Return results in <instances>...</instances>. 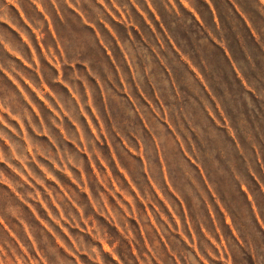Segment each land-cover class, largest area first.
<instances>
[{
    "label": "rangeland",
    "instance_id": "obj_1",
    "mask_svg": "<svg viewBox=\"0 0 264 264\" xmlns=\"http://www.w3.org/2000/svg\"><path fill=\"white\" fill-rule=\"evenodd\" d=\"M216 1L209 33L196 0H0V264H264L262 49ZM218 42L255 99L178 61Z\"/></svg>",
    "mask_w": 264,
    "mask_h": 264
},
{
    "label": "crops",
    "instance_id": "obj_2",
    "mask_svg": "<svg viewBox=\"0 0 264 264\" xmlns=\"http://www.w3.org/2000/svg\"><path fill=\"white\" fill-rule=\"evenodd\" d=\"M196 1L200 2L203 5L204 11H201L190 3H188L187 7L183 5L184 8H182L184 9V11H186L190 18H193L197 22H199L204 29L208 30L209 33L213 30L215 31V29H217V27H219L221 23L219 14L220 8L218 2L216 0ZM220 1L223 6L226 7L227 11L231 15H233L244 28V30L246 31L247 39L250 40L255 46L261 47L262 51H260V56L264 60V46H261L262 38L257 32V29L253 23L252 16L250 15V13H248L247 9L241 6L238 0ZM253 1L258 7L257 9L260 10L257 15L264 19V1ZM21 39V41H25V38L22 36ZM217 45L220 48L217 49L216 52L217 59L219 60V65L218 67H216V69L209 66V70L207 67L203 66L204 59L198 60V58H196L194 54H186L181 49H179L178 51V61L183 65L185 71L190 75V77L195 81V83L199 85V88L204 94H206L207 98L214 97L217 98V100H220L222 97L219 93H215L214 90L216 84L213 83V80H211V78L207 77V73L209 75V73L212 71L213 75L216 78L222 80L224 90H228V93H230V90H234V92L236 93V95L239 96V98H242L243 100H245L246 98L247 100L251 101V96L245 91L252 93L254 96L258 92V90L250 84L249 78L248 76H246V73L250 71L248 69V63L250 61L251 56L245 54L244 50H235L232 45H226L224 43L222 44L221 42H218ZM55 69L56 77L54 78V82L61 83L62 86L69 90V94H71V96H75L74 92H72V86L67 83L64 84L62 71L56 67ZM33 71L36 77L39 76L42 79L40 72H38L36 69ZM102 96L104 97V92L102 93ZM218 102L221 103L220 101ZM225 117V121L226 119L228 120V117ZM222 126H225V123H222Z\"/></svg>",
    "mask_w": 264,
    "mask_h": 264
},
{
    "label": "trees",
    "instance_id": "obj_3",
    "mask_svg": "<svg viewBox=\"0 0 264 264\" xmlns=\"http://www.w3.org/2000/svg\"><path fill=\"white\" fill-rule=\"evenodd\" d=\"M191 20H192V22H193V24H194V26H195V28L199 31V32H204L203 31V27H202V25L199 23V22H197L195 19H193V18H191ZM213 46H215L214 44H213ZM247 94H249L250 96H251V98L252 99H255V97H254V95L252 94V93H250V92H248V91H245Z\"/></svg>",
    "mask_w": 264,
    "mask_h": 264
}]
</instances>
